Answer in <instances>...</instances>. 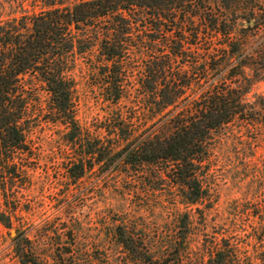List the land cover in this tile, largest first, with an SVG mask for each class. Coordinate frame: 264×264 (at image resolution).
Returning a JSON list of instances; mask_svg holds the SVG:
<instances>
[{"label":"rangeland","instance_id":"rangeland-1","mask_svg":"<svg viewBox=\"0 0 264 264\" xmlns=\"http://www.w3.org/2000/svg\"><path fill=\"white\" fill-rule=\"evenodd\" d=\"M40 1L0 0V23L39 13ZM195 1L179 19L186 43H192L189 35L196 30L202 38L205 29L198 15L206 0ZM73 2L65 0V5ZM259 3L261 8L255 10L251 28L240 23L234 29L235 41L242 44V55L236 61L242 69L241 78L231 80V86L238 85L244 91L243 104L264 106V0ZM208 9L209 15L224 17L218 4L209 2ZM163 25L175 31V22ZM84 36L89 37L87 44L95 46L82 53L75 51L68 59L66 73L72 83V109L82 134L80 142L67 140L68 131L58 124L40 80L33 75L22 78L27 92L25 136L30 154L21 162L25 166L24 185L14 191L17 202L8 185L4 195L0 193V214L8 215L7 209L15 207L9 215L11 228L0 225V264H18L13 246L23 239L30 242L40 264H59L58 259H64L62 264H134L116 244L117 228L143 243L156 258L170 255L173 243L184 233L180 264H206L209 254L225 241L238 264H264V117L254 119L251 125L234 121L212 135L198 178L204 194L194 204L184 203L166 179L165 164L129 168L118 162L109 164L103 158L99 166L88 169L90 162L84 160L82 178L69 179L70 162L83 160L84 139H103L106 144L105 129L115 117L135 134L147 136L152 125L149 106H145L151 96L142 87L144 60L130 55L125 92L116 105L111 104L98 68L96 36L90 32ZM217 39L210 40L211 46ZM160 43H155L154 53L162 47ZM198 44L191 61L199 66L207 48L203 40ZM156 60L160 63L157 56ZM181 60L185 59L166 70L169 84L181 96L198 97L218 76L211 73L210 82L205 84L197 82L202 77L195 71L187 87L180 83L183 74L179 69L186 65ZM157 77L150 86L160 90L164 84L161 76ZM183 215L188 219L186 231L180 228Z\"/></svg>","mask_w":264,"mask_h":264},{"label":"trees","instance_id":"trees-1","mask_svg":"<svg viewBox=\"0 0 264 264\" xmlns=\"http://www.w3.org/2000/svg\"><path fill=\"white\" fill-rule=\"evenodd\" d=\"M73 1L72 5L66 6L65 0H41L39 13L0 23V193L4 195L8 185L14 202H17L14 191L24 185L25 166L21 162L30 154L25 136L27 92L22 83L24 76H36L45 86L58 124L68 131L67 140L72 143L82 140L73 115L72 83L66 73L68 59L75 51L82 53L95 46L87 44L89 37L84 36L90 32L96 36L98 68L105 79V90L111 104L116 105L125 92L130 55L135 54L144 60L145 84L142 87L151 96L145 106H149L152 125L147 136L145 133L139 135L115 117L114 123H109L105 129L106 144L102 143L103 139H84L83 160L70 162L69 179L76 181L82 178L84 160L90 162L88 169L99 166L104 162L103 158H107L109 164L118 162L129 168L165 164V177L183 202H198L204 194L198 178L212 135L234 121L251 125L254 119L262 120L264 117L263 105L243 104L244 91L238 85L231 86V80L241 78L242 69L240 61L236 63L242 55V44L235 41L234 29L240 23L251 28L254 12L261 8L259 0L204 1L203 11L198 16L205 23V29L201 33L202 38H199L197 30L189 35L192 43H186L179 19L196 3L195 0ZM209 2L218 4L224 17L209 15L205 11L210 10ZM227 15L232 18L229 20ZM164 22H175V31L164 29ZM213 38H218V43L211 46ZM201 40L205 41L207 49L203 51L198 66L191 60ZM159 41L162 47L154 53L155 43ZM156 56L160 61L158 64ZM187 58L190 60L185 61ZM180 59L186 62L184 69H179L183 74L180 83L185 86L194 80L195 71L202 77L197 82L202 80L208 84L211 73L217 74V79L198 97L179 95L170 86L166 70ZM157 76H161L164 84L160 90L150 86L152 80L158 79ZM7 210L8 215L0 214V225L10 229L9 215L15 212V207ZM187 220L186 215L180 217V228L184 231L188 228ZM115 237L116 244L134 264L181 263L184 233H181L180 241L173 243L170 255L158 258L121 228L116 229ZM13 254L18 264H40L27 239L15 243ZM63 260L58 259L56 263L62 264ZM237 262L235 252L225 241L209 254L206 264Z\"/></svg>","mask_w":264,"mask_h":264},{"label":"water","instance_id":"water-1","mask_svg":"<svg viewBox=\"0 0 264 264\" xmlns=\"http://www.w3.org/2000/svg\"><path fill=\"white\" fill-rule=\"evenodd\" d=\"M250 25H251V23H250Z\"/></svg>","mask_w":264,"mask_h":264}]
</instances>
